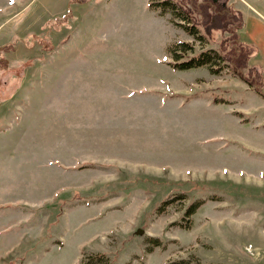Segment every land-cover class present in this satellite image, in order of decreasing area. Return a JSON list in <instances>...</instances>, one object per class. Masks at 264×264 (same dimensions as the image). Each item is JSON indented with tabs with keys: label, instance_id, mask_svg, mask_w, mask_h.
Listing matches in <instances>:
<instances>
[{
	"label": "rangeland",
	"instance_id": "374dc122",
	"mask_svg": "<svg viewBox=\"0 0 264 264\" xmlns=\"http://www.w3.org/2000/svg\"><path fill=\"white\" fill-rule=\"evenodd\" d=\"M182 1L244 18L257 85L173 67L233 41L149 0H0V264H264V0Z\"/></svg>",
	"mask_w": 264,
	"mask_h": 264
},
{
	"label": "trees",
	"instance_id": "16d2710c",
	"mask_svg": "<svg viewBox=\"0 0 264 264\" xmlns=\"http://www.w3.org/2000/svg\"><path fill=\"white\" fill-rule=\"evenodd\" d=\"M148 5L153 10H158L160 14H166L170 12L169 20L185 29L189 34L193 35L201 43H208L207 31L217 29L219 31L227 32L229 34V40L232 39L233 43L229 42L232 46L231 50L225 52L224 49H220L215 46L203 47L200 49L195 48L193 41L188 40H176L168 44L167 51L172 56V60L169 62L173 67L178 69H188L197 66L206 65L213 73L221 72L226 67L235 69L234 72L240 73L243 79L251 81V83H259V78H255L253 81L251 78H246L239 72L238 68H243L246 64V57L248 56L247 45L244 44L239 38L238 29L244 25V18L237 14H231L228 12H221V10L215 9V5L207 4L205 1L198 3L196 7H191L188 2L182 0H149ZM201 10H200V9ZM205 12L200 14L199 11ZM228 13V14H227ZM199 15V18L196 15ZM229 24V26H228ZM233 29V30H232ZM224 39H227L224 36ZM250 64V63H249ZM253 66L249 69L255 74L258 73ZM259 74V73H258ZM179 198H185L184 192L177 194ZM169 199H165L157 207L161 208L163 203L168 202ZM202 199L192 200L186 207L185 213H193L198 207L199 202ZM154 244H158L157 238H151ZM152 246H149L150 250ZM165 264H202L195 262V260L180 257L172 262H166Z\"/></svg>",
	"mask_w": 264,
	"mask_h": 264
},
{
	"label": "crops",
	"instance_id": "0c3cea01",
	"mask_svg": "<svg viewBox=\"0 0 264 264\" xmlns=\"http://www.w3.org/2000/svg\"><path fill=\"white\" fill-rule=\"evenodd\" d=\"M257 22L256 23H253V25L252 26H254V28H256V30H258V29H260L259 28V25H258V22H259V20H256ZM244 28H245V30L241 33L242 34V36H247V22H245L244 21ZM247 38H249V37H247ZM260 44V43H259ZM4 45V44H3ZM1 47H2V45H0ZM264 46H262V48H263Z\"/></svg>",
	"mask_w": 264,
	"mask_h": 264
},
{
	"label": "water",
	"instance_id": "95a60500",
	"mask_svg": "<svg viewBox=\"0 0 264 264\" xmlns=\"http://www.w3.org/2000/svg\"><path fill=\"white\" fill-rule=\"evenodd\" d=\"M138 231H141V229H139Z\"/></svg>",
	"mask_w": 264,
	"mask_h": 264
}]
</instances>
